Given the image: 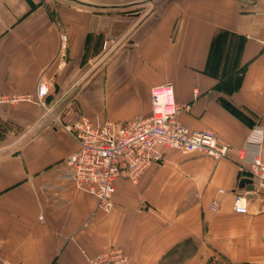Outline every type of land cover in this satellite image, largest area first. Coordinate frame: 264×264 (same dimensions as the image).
Segmentation results:
<instances>
[{"label": "crops", "instance_id": "1", "mask_svg": "<svg viewBox=\"0 0 264 264\" xmlns=\"http://www.w3.org/2000/svg\"><path fill=\"white\" fill-rule=\"evenodd\" d=\"M262 10V0H0V98H33L0 102V120L21 130L18 154L0 149V264H90L111 245L130 264H264V183L242 191L246 213L233 208L239 149L264 129ZM168 82L190 105L178 120L231 154L168 149L137 183L117 178L102 211L62 178L77 142L55 118L148 115L151 88Z\"/></svg>", "mask_w": 264, "mask_h": 264}, {"label": "built area", "instance_id": "2", "mask_svg": "<svg viewBox=\"0 0 264 264\" xmlns=\"http://www.w3.org/2000/svg\"><path fill=\"white\" fill-rule=\"evenodd\" d=\"M66 39L62 34V40ZM48 90L47 81L40 77L36 100L43 106ZM22 98L32 99L29 95ZM150 100L148 115H139L125 122L92 118L81 113L68 121L55 118V123L77 142V149L64 159L62 178L74 188L95 196L98 208L104 212L109 213L114 207L117 178L137 183L150 166L163 159L168 149L201 152L215 159L231 154L232 145L212 130L193 129L178 120L179 112L189 109L190 105L176 102L172 83L153 86ZM263 142L264 129L257 123L239 149L240 171L248 173L256 184L264 183ZM210 207L218 210L219 204L213 200ZM233 208L238 213L248 211L242 191L236 195ZM88 261L90 264H130V257L121 247L110 246L89 257Z\"/></svg>", "mask_w": 264, "mask_h": 264}, {"label": "rangeland", "instance_id": "3", "mask_svg": "<svg viewBox=\"0 0 264 264\" xmlns=\"http://www.w3.org/2000/svg\"><path fill=\"white\" fill-rule=\"evenodd\" d=\"M66 38H67V36H66ZM108 54H104L102 57H100L99 59L95 60L94 67L95 66H100V65L103 66L106 63H108L110 61V59H111L110 58L111 56L108 55ZM24 96L25 95H18V96H13V97H2V98H0V102L1 101H20V100H26L27 101L28 99H23L22 98ZM30 97L32 98V96H30ZM13 98H16V99L12 100ZM34 99L37 102L36 97ZM28 101H33V98L31 100H28ZM107 109H108V106L105 107V112H107ZM20 131L21 130H20V127L18 125L12 124V123H9V122H6V121L4 122V121L0 120V149H3V147H1L2 145L7 144V146L10 147V149H9L10 151L8 150V153L11 152L12 154H18L20 152V147H17L18 143H19V140H20V138H19ZM111 246H113V245H111Z\"/></svg>", "mask_w": 264, "mask_h": 264}, {"label": "water", "instance_id": "4", "mask_svg": "<svg viewBox=\"0 0 264 264\" xmlns=\"http://www.w3.org/2000/svg\"><path fill=\"white\" fill-rule=\"evenodd\" d=\"M7 151H0L1 153H5ZM255 188L254 180L252 178L242 176V172L240 171L237 176V186L236 189L238 191L253 190Z\"/></svg>", "mask_w": 264, "mask_h": 264}]
</instances>
